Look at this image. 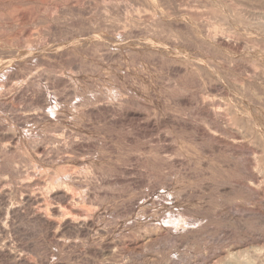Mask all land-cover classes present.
<instances>
[{"label": "rangeland", "instance_id": "obj_1", "mask_svg": "<svg viewBox=\"0 0 264 264\" xmlns=\"http://www.w3.org/2000/svg\"><path fill=\"white\" fill-rule=\"evenodd\" d=\"M11 1L12 0H0V6L2 7H0V12L2 11L8 13L10 11L8 15L11 14V12L13 13L14 11L13 6H11ZM166 1H168L170 4ZM192 1L195 3H192ZM213 1L215 2L213 3ZM226 1L227 0H21L22 3L20 8V15H22L21 17L19 16V20H17V22H19V25H17L18 27L16 25H12V22L15 21L16 16L14 14L9 15L12 18L14 16V18H9V21L7 19L5 21L6 26L4 25L5 23H2L5 19H0V22L3 24L0 25L2 27L4 26V31H2V27H0V101L2 102H0V146L2 145L1 147L3 148L5 144H10L9 137L11 136V134L16 135H14V140L15 142L17 141L15 144L14 140H11L12 144L14 142V148L16 149L14 152H10L14 149L12 147L13 145L10 144L8 147L11 148L8 149L7 147L8 156H6V150L4 148V153L1 152L2 148L0 147V176L4 175L5 177L11 178V176L16 177L14 175L17 174L26 173V171L30 170L29 168L30 166H32V163L36 164V166H39V164L42 162L45 167L55 169L56 167L61 168L59 167V165H76L81 159L79 157H84L85 159L87 158V160L91 161V163H94L91 164L89 162L87 164L88 169H90L88 170V174L90 173L91 175H89L92 178L90 179V176L88 175L90 181L89 179L87 181V190L90 187L88 193L91 195V198L93 197L91 200L93 201L94 199L93 202L96 201L98 206L100 205V208L98 209L97 207L98 210H95L91 213L94 216L92 215L93 217H90L94 220L93 222L96 228L94 227V230L84 235V238H82V236L81 239L79 238L80 240L77 238L76 244H78L79 247L75 244L73 248L72 246L67 248L69 250H59L57 249L58 247L53 245L52 241L49 242L50 240L48 241L46 237H43V233L39 234L41 233V230L39 229L40 231H38L37 225L35 226V224L29 222L26 217H22L23 220L20 218L16 219L18 222L20 221V223H17L16 221V224L22 226V228L24 227L26 231L25 234L21 233L20 235V238L22 236V243L24 242L23 244H25V241H27L29 244H37V242L43 243L44 240L45 242H49H44L45 244H39V246H42L41 248L45 252V254L43 255V260L45 261L42 264H215L220 260L226 261L228 258L234 256L232 254L238 255L237 252L239 251V254H241L242 250L248 247L241 245L242 243L236 242L237 240H235V238H237L236 236H238L237 234H239V231H237V228L233 229V225H230L231 221L229 222V219L227 217L226 218L228 220L221 215H215L217 211L225 209L227 206L225 210H232L233 212L234 209L233 213L235 214L233 215V213L231 212V216L233 215L239 219H241L242 217V220L244 218V221H247V223H251L252 220V216H249L248 219V215L247 213H245L246 211L242 213H240L241 211L236 212V207H234L235 203L233 202V200L235 202L237 201L236 205L239 204V202L241 201L240 198H236L238 197L237 195L235 196L231 191L228 190H221V185H229L228 177L231 176L232 173H229L227 171L228 168H225L226 166L224 162H227L228 158L231 157L232 154L228 153V147H223V149L226 148L227 151H225V149L223 150L221 148V146L223 145H219V142L216 144L215 137L209 135V138L207 133L204 131V126L209 127L210 125L211 128L215 129L214 131L216 133L219 132L218 134H220L223 128L221 134L222 136L224 135L227 138H232V133L236 134L237 132H241V135L249 134L250 136H247L248 138L246 139V141H248L250 147L256 150L254 155L264 157V147H260L264 146V108L257 106V102L259 100L264 99V93L261 94L262 92H264V60L263 58L258 56L259 52L264 51V28H262L264 27V5H260L258 2L255 1L247 2L245 4H243L242 2L234 4V1L232 0H230L231 2ZM156 2H158V4ZM201 2L204 3V5ZM153 3H155L156 5H154ZM196 3L198 4V9L201 8V11H203V13L207 15V17L204 15L206 18L205 22H202L201 20V18L204 20V16L200 17L201 21H197V19L199 18H194L192 16L190 18H184L183 16H179L181 15L179 14L180 9H183V7L185 9H190L191 5V8L197 7ZM207 4H209L211 7ZM254 4L255 6H253ZM179 5L182 7H180ZM187 5H190L189 8ZM235 5L238 7H236ZM203 6L204 8H202ZM233 6H235V8H233ZM163 7L165 8V10ZM179 7L180 9H178ZM207 7H209L210 9H207ZM153 8L156 10L154 11ZM174 9L177 11V14H174L175 12H172L175 11ZM163 11H168L167 13L170 14V16L167 17L168 14H163ZM159 12L162 14H160ZM171 12L174 14V16ZM205 12L208 13L206 14ZM150 13L152 14L150 15ZM148 14L151 17H147ZM156 14L158 15V17ZM176 18L179 19V21L177 20L178 22H174ZM218 18L220 20H218ZM151 20L152 22H150ZM7 22H10L11 24H8ZM156 22L158 23L155 24ZM151 23L152 26L150 25ZM180 23L181 26H184L185 29L183 27H180ZM182 23H184V25H182ZM198 23H201L202 25H198ZM11 25L12 27H10ZM147 25L151 27H148V29L146 30L145 28L147 27L145 26ZM209 25L211 26L212 30L216 28L218 29L217 32L220 31L221 33L223 31L222 33L233 37L232 39L238 40L240 43H242L243 41L242 45H246V48L243 47V49L239 48L240 51H234V49H227L226 47L222 46H211V48L217 49L212 50L209 45L204 44V42L201 43L202 40L200 41L199 38L204 32L202 31L205 29L204 27L210 28ZM133 26L137 27L135 28ZM186 28L189 30H186ZM190 28H192V30ZM198 28H200V30L202 28L204 29L200 31ZM190 30L192 31L193 35L191 34ZM110 32L113 33V36ZM196 32L199 34H196ZM235 32H237V34ZM139 33L142 34L140 35ZM194 33L196 35H194ZM234 33L236 35L232 36V34L234 35ZM197 35L199 36L197 37ZM11 36L14 38H12ZM239 36L240 38H238ZM116 37L118 38L116 39ZM132 37L134 38L132 39ZM143 37L146 39L144 40ZM193 38L199 39H196V41ZM256 40L257 42L255 43ZM244 43L246 44L244 45ZM260 43L263 46L259 45ZM148 44H151L152 46ZM250 44L251 46H249ZM152 47L155 48L153 49ZM15 48H20V50L25 48L26 51L28 49L29 52H25L24 50L25 53L22 52L23 55L17 54L16 56L14 55L16 54V52L14 53ZM156 57L159 58L157 59ZM1 60L4 62H1ZM194 60H196L197 62H194ZM1 64L3 66H1ZM198 65L200 67H198ZM33 69L36 71H33ZM30 70L33 71L34 76L31 75L32 77H30L29 75V73L32 72ZM21 74L28 75L29 79L26 76L25 81L22 82V80L24 79L19 78V75ZM259 74L263 75L257 76ZM38 75L39 77H37ZM207 75H209L210 78ZM10 76L12 78L18 77L20 80H18V78L12 79ZM251 77L254 80H249ZM11 80L13 83L10 82ZM247 80H249L250 83H248L249 81ZM257 81L259 82L257 83ZM14 82L16 85L14 84ZM251 82L253 83V85H255L254 87L253 85L251 86ZM10 84H12V86H10ZM48 84H50V86ZM7 85L10 90L6 88ZM257 87L260 88L257 89ZM261 89L262 92L260 91ZM42 90H44L45 92H43ZM204 92H206L205 94L212 93L211 95L220 94L225 100V102L231 105L230 108L234 111L233 115H235L237 118L236 124H234L233 127H230L231 130L229 127H226L225 123H223L221 120L216 118L215 121V117L213 118L209 110H205L208 108L204 107V109L203 107H201V100L198 99L200 98L199 95L204 94ZM225 95H229V97L227 98ZM44 99H47L48 102H45ZM252 101L253 103L256 102V104H253ZM13 102L14 104L12 105ZM86 102L89 103L87 104ZM234 102L238 103L239 105L235 104ZM241 105L244 108L246 107L249 109L251 113V117L249 118H251L252 120L250 119L247 122H243L240 113V110L242 109ZM36 106L37 108H35ZM234 106H238L237 109H235L236 107ZM192 107H194V110ZM25 109H29L30 111L27 110V112H25ZM31 111L36 113L38 111L40 115L38 113L37 115L41 117H37L42 119L37 120L36 118H25V114H28V112L31 113ZM45 112L47 113L44 115L43 113ZM50 112L52 113V115ZM180 112L181 114H179ZM15 115H17V117ZM49 115H51L52 117H48ZM170 115H172V117ZM54 117L56 119H54ZM209 117L211 118L209 119ZM22 118L24 121L22 120ZM239 120L241 122H239ZM217 126L218 128H216ZM220 126H224L226 128H221ZM219 128L221 129V131H217ZM228 128L230 131L229 133H226L228 132ZM56 129H61V131L65 129V132H67V134L65 133L66 135H64L63 138L59 141H52L47 138L48 136L45 137L46 135H49L48 131H51V133H53L52 130L56 131ZM180 129L182 131H180ZM202 130L204 132H202ZM230 132L231 135H229ZM235 134L233 136H235ZM211 137L214 138V142L213 140H211ZM179 138L180 140H183L179 142ZM185 139L189 140L187 141L189 143L184 142ZM191 141L195 143L192 144L190 143ZM36 142L37 144H43L44 148L46 147V150H44L45 153L43 155L40 154L39 156H43V159L41 158V162H39V154L35 153L36 149H34V146H36ZM181 143H183V145ZM186 143L188 146L186 145ZM161 144H164V146ZM171 144H173L174 146ZM207 144L209 145V147ZM179 145L181 147H179ZM184 145L189 148H187L188 150L193 151L191 152V155L190 153H188L189 155H186L189 151L185 150L186 146ZM191 145L194 148H192ZM213 145H215L217 148H215V146ZM207 147L209 148L207 149L209 155L205 154ZM155 148L159 149V151ZM173 148L177 151H175ZM164 149L166 152L164 151ZM219 149L221 154L219 153ZM201 150L203 151L201 152ZM210 150H213L212 153L214 155L210 154ZM178 151V154H180L181 156L177 154ZM174 152L176 157L178 155V157L182 159L183 157L192 156L196 160L198 159V156L200 159H202L203 157L210 156L208 159L210 165L213 164L215 165L214 167L217 168L212 169L214 168L213 165H211L210 168L198 165L199 159L196 160V165L193 159L194 163L192 160H189V162L191 161V163L190 165H187L190 169L185 170L186 167H184L185 169H183L184 165H181L182 167L178 169V165L180 166V164L179 162H177V164L174 165L173 169L176 174L175 176H173L172 179L175 184L179 183V185H182V183L184 182V186L188 184L190 186L195 187L199 182H202V176L208 178L210 176L211 178V173L213 171L219 170V167L221 171L223 170L222 172L219 170L220 177H217L218 173L216 171L213 172L217 173L213 175L219 181L215 179L217 181L216 185L215 180H213V185L212 187L210 186L211 189L209 187V192L207 189V192L204 191L206 193H199L198 196L196 195V197L193 196L194 199L191 196L187 200L179 202L180 204H178V206L184 209H189L190 205L191 210L193 209L194 211H196L197 209L198 211L199 209V212H201L202 214L197 211L196 212L199 214V216H205L206 220L204 221L205 224L203 230L201 231L202 233L197 235V238H195V236H192L193 238H190L189 236L187 237L188 239H186L187 241L176 240V242L174 238H160L161 236H159L158 233H156L157 231L153 229V225L155 222L158 221V218L162 219L164 216L163 213H161V211L163 210L161 209L162 204L158 203L159 201L157 203H152L153 201L151 200V197L149 195L146 196L151 190L149 188L153 186L152 182L154 181L157 183L158 181H160V179L157 180V178L151 176V170H156L155 168H157L161 164V162L159 161H162L163 154L164 157H168L169 153H171L169 157H174ZM217 152L219 155L217 154ZM257 152L258 154H256ZM259 152L261 153L259 154ZM193 153L194 155H192ZM149 154L151 155L148 156ZM165 154H167L168 156ZM195 154H197V157L195 156ZM225 156L228 157L226 160H224ZM44 157L46 159H44ZM50 157L54 158L52 159ZM63 157H70L68 159V163H66L67 161L64 162ZM148 157L150 159H154L156 157L155 159L157 160H150ZM214 157L217 159V161L216 159L213 160ZM218 157L221 158L218 159ZM31 159L32 161H30ZM62 159L63 162L61 161ZM92 159L95 162H93ZM138 160L140 161V163H138ZM175 160L176 159H174L172 162L175 163ZM143 161L144 164L142 163ZM150 161L153 162L151 163ZM26 162L29 163H27V166L25 164ZM110 162H112V164ZM155 162L160 164H156ZM153 163L154 165H152ZM138 164H140V166L143 165V167H139ZM193 164L194 166H191ZM12 165H14L15 167ZM193 167H195L197 171ZM149 168L152 169L149 170ZM146 169L149 171L147 172ZM192 169L196 171L195 176H197V174L200 172V170L198 169H204L205 173H207L208 171L209 172L207 173V175L205 173H203L204 175L200 173L198 174L199 176L197 178L194 177V179L193 177H190V174L188 173V171L190 173L193 172ZM20 170L21 173H17L20 172ZM230 171L232 172V170ZM179 172H184V174H179ZM185 172L187 175H189L187 176ZM177 173L178 176H186L184 178H182V176L178 178ZM213 175L212 179H214ZM142 177H144L145 180L144 178L142 179ZM152 177H154V180H149ZM188 177L190 178L188 179ZM222 177L224 180H222ZM186 178L190 182L187 181ZM210 178L207 181H210ZM179 179L182 180H180L179 182ZM220 180L222 181V183ZM173 181L172 183L174 184ZM185 181L187 182L185 183ZM211 182L212 181H210V183ZM88 183H90V186H88ZM194 183L195 185H193ZM214 185L216 186L213 187ZM148 189L149 191H147ZM141 192H143V194ZM210 193L213 195H211ZM200 195H204L202 196L203 198L200 197V199ZM206 195L209 196L207 197ZM227 196L229 199L227 198ZM144 197L150 198L146 199L145 201ZM139 198H141L142 200H140ZM219 199L223 201H220ZM218 201L224 206H221V204H219V206ZM186 203H188L189 205H186ZM131 205L134 206L136 210L131 207ZM248 205L249 204H247V206ZM218 207H222V209ZM207 209L209 211H207ZM24 220L27 221L25 222ZM24 222H29L31 225L33 224L32 227H30L31 229L27 230L29 226H23L25 224ZM34 227L37 228V233L35 232L36 230ZM99 227H101L100 231H103L104 233V236L102 235V237L101 232L98 233ZM95 229H97L98 231ZM144 229L147 230L146 232H150L144 233ZM234 230H236L235 232L237 234H235ZM25 231L23 230V232ZM92 232L98 233L100 237L96 233L92 234ZM95 234L97 235V237L95 236L96 238L93 237ZM238 237L240 238V236ZM108 244L112 245V249H110L112 253L106 250L105 248ZM45 248L49 249V251ZM50 251H52V253H50ZM46 253H49L47 254L48 256L46 255ZM47 257L48 259L46 260L45 258ZM0 264L6 263L0 261Z\"/></svg>", "mask_w": 264, "mask_h": 264}, {"label": "bare ground", "instance_id": "obj_2", "mask_svg": "<svg viewBox=\"0 0 264 264\" xmlns=\"http://www.w3.org/2000/svg\"><path fill=\"white\" fill-rule=\"evenodd\" d=\"M156 1V0H155ZM161 1V0H160ZM170 1H172V0H170ZM212 1V0H211ZM219 1V0H218ZM225 1V0H224ZM228 2L230 1V0H227ZM226 1V2H227ZM232 1H234L233 3L235 4V3H239V2H242L243 4H245V3H247V2H258L260 5L262 4V5H264V0H232ZM138 2V1H137ZM143 2V1H142ZM166 2H168V1H166ZM165 2V3H166ZM197 2V1H196ZM205 2V1H204ZM215 1H213V3H214ZM221 2V1H220ZM231 2V1H230ZM3 3V2H2ZM9 3H10V1H9ZM21 0H12L11 1V6H13V13L11 12V14H14V15H16L15 16V21L14 22H12V21H10V22H12L13 24V26L14 25H19L18 23L19 22H17V20H19V16L21 17V15H20V8H21ZM139 3V2H138ZM147 3H149V2H147ZM157 4H158V2H156ZM169 3V2H168ZM186 3V2H185ZM190 3V2H189ZM192 3H195V2H193L192 1ZM198 3H199V1H198ZM202 3V2H201ZM206 3H208V2H206ZM222 3V2H221ZM257 3V4H258ZM154 5H156L155 3H153ZM170 4V3H169ZM174 4V3H173ZM182 4V3H181ZM197 4V3H196ZM203 5H204V3H202ZM201 4V5H202ZM220 4V3H219ZM251 4V3H250ZM250 4H246V5H250ZM5 5H6V3H5ZM138 5V4H137ZM140 5V4H139ZM143 5V4H142ZM175 5V4H174ZM186 5V4H185ZM200 5V6H201ZM206 5V4H205ZM208 6H210L209 4H207ZM223 5V4H222ZM141 6V5H140ZM146 6V5H145ZM161 6V5H160ZM180 6V5H179ZM183 6H184V4H183ZM188 6V5H187ZM190 6V5H189ZM189 6H188V8H189ZM197 7H193V8H191L192 7V5L190 6V9H185L184 7H183V9H180V7H182V6H180L178 9H180L179 10V14H181V15H179V16H183L184 18H186V17H188V18H190L191 16L192 17H194V18H199V19H197V21L199 20V21H201L202 20V22L204 21L205 22V16L207 17V15H205L204 13H203V11H201V8L200 9H198V4L196 5ZM232 6V5H231ZM236 6V5H235ZM235 6H233V8H235ZM252 6V5H251ZM253 6H255V4L253 5ZM1 7V6H0ZM148 7V6H147ZM152 7H153V5H152ZM157 7V6H156ZM156 7H154V8H156ZM159 7V6H158ZM164 7H166V6H164ZM163 7V8H164ZM178 7V6H177ZM177 7H176V9H177ZM211 7V6H210ZM213 7V6H212ZM216 7V6H215ZM219 7V6H218ZM224 7V6H223ZM236 7H238V6H236ZM2 8V7H1ZM23 8V7H22ZM153 8V9H154ZM175 8V7H174ZM202 8H204V6L202 7ZM209 7H207V9H208ZM257 8H258V6H257ZM262 8H263V6H262ZM139 9V8H138ZM162 9V8H161ZM210 9V8H209ZM223 9V8H222ZM232 9V8H231ZM150 10V9H149ZM156 9H154V11H155ZM160 10V9H159ZM163 10V9H162ZM164 10H165V8H164ZM175 10V9H174ZM204 10V9H203ZM206 10V9H205ZM221 10V9H220ZM236 10V9H235ZM4 11H6V10H4ZM23 11V10H22ZM142 11V10H141ZM144 11V10H143ZM158 11V10H157ZM216 11H218V10H216ZM243 11V10H242ZM140 12V11H139ZM168 12V11H167ZM166 11H163V14L165 13V14H168ZM172 12H175L174 14H177L176 12V10L175 11H172ZM171 12V13H172ZM210 12V11H209ZM220 12V11H219ZM8 13H10V11L8 12ZM8 13H6V12H0V19H5V20H3L4 22H2L3 24L5 23V21L8 19V21L10 20V19H13L14 18V16H13V18L12 17H10L9 15H11V14H9L8 15ZM146 13H148V12H146ZM160 13V12H159ZM206 13V12H205ZM208 13V12H207ZM206 13V14H207ZM221 13V12H220ZM219 13V14H220ZM240 13V12H239ZM238 13V14H239ZM152 13H150V15H151ZM160 14H162V13H160ZM173 14V13H172ZM174 14H173V16H174ZM233 14V13H232ZM242 14H244V13H242ZM157 15V14H156ZM205 15V16H204ZM216 15V14H215ZM231 15V14H230ZM17 16H18V18H17ZM146 16V15H145ZM149 16V14L147 15V17ZM170 16V14H168V16L167 17H169ZM202 16H204V20L201 18V20H200V17H202ZM212 16V15H211ZM218 16V15H217ZM149 17H151V16H149ZM153 17H155V16H153ZM157 17H158V15H157ZM214 17V16H213ZM10 18V19H9ZM137 18V17H136ZM139 18V17H138ZM145 18V17H144ZM171 18V17H170ZM156 19V18H155ZM159 19V18H158ZM182 19V18H181ZM211 19H212V17H211ZM224 19V18H223ZM226 19V18H225ZM237 19V18H236ZM248 19V18H247ZM22 20V19H21ZM137 20V19H136ZM148 20V19H147ZM163 20V19H162ZM174 20V19H173ZM179 21V19H175V21L174 22H176V21ZM218 20H220L219 18H218ZM1 21V20H0ZM139 21V20H138ZM155 21V20H154ZM169 21V20H168ZM177 21V22H178ZM250 21V20H249ZM10 22H7L8 24L10 23ZM119 22V21H118ZM143 22V21H142ZM147 22V21H146ZM150 22H152V20L150 21ZM159 22V21H158ZM158 22H156L155 24H157ZM237 22V21H236ZM1 22H0V24L1 25H3ZM123 23V22H122ZM127 23V22H126ZM141 23V22H140ZM226 23V22H225ZM7 24V25H8ZM11 24V23H10ZM111 24V23H110ZM109 24V25H110ZM113 24V23H112ZM130 24H131V22H130ZM146 24V23H145ZM154 24V25H155ZM176 24V23H175ZM187 24V23H186ZM199 24H201V23H198V25ZM206 24V23H205ZM210 24V23H209ZM224 24V23H223ZM0 25V27H2ZM5 26H6V23L4 24ZM12 25L10 26V27H12ZM125 25V24H124ZM123 25V26H124ZM141 25V24H140ZM151 26H152V23L150 24ZM153 25V26H154ZM159 25V24H158ZM182 25H184V23H182ZM202 25V24H201ZM204 25V24H203ZM207 25V24H206ZM258 25V24H257ZM9 26V25H8ZM7 26V27H8ZM111 26V25H110ZM116 26V25H115ZM123 26H122V28H123ZM126 26V25H125ZM128 26V25H127ZM151 26H145V27H147V28H145L146 30L148 29V27H151ZM166 26V25H165ZM171 26H172V24H171ZM187 26V25H186ZM189 26H190V24H189ZM193 26V25H192ZM208 26V25H207ZM210 26V25H209ZM229 26V25H228ZM4 27V26H3ZM2 27V31H4L3 28ZM18 27V26H17ZM108 27V26H107ZM130 27H131V25H130ZM133 27H135V26H133ZM137 27V26H136ZM135 27V28H136ZM140 27V26H139ZM138 27V28H139ZM156 27V26H155ZM154 27V28H155ZM178 27H179V25H178ZM180 27H183L184 28V26H181V23H180ZM199 27V26H198ZM203 27V26H202ZM214 27V26H213ZM126 28V27H125ZM134 28V29H135ZM159 28V27H158ZM167 28V27H166ZM182 28V29H183ZM189 28V27H188ZM205 28V29H204ZM204 28H202V29H204V30H202V31H204L203 32V34H201V36L199 37L200 38V41L202 40V42L201 43H203L204 42V44H206V45H209L210 46V48H211V46L212 47H215V46H218V47H220V46H222V47H226L227 49L228 48H230V49H234V51L236 50H239V48H242L243 49V47L244 48H246V43H244V45L245 46H243L242 44H243V41H242V43H240L238 40H235V39H232L233 37H230L229 35H227V34H225V33H220V31L219 32H217V30L218 29H216V28H214V30H212V28H211V26H210V28H206V27H204ZM262 28H264V27H262ZM150 29V28H149ZM152 29V28H151ZM165 29V28H164ZM169 29V28H168ZM185 29V28H184ZM183 29V30H184ZM191 30H192V28H190ZM195 29V28H194ZM193 29V30H194ZM199 30H200V28H198ZM216 29V30H215ZM231 29H233V28H231ZM230 29V30H231ZM112 30V29H111ZM118 30V29H117ZM141 30V29H140ZM144 30V29H143ZM166 30V29H165ZM186 30H189V29H187L186 28ZM190 30V31H191ZM200 30V31H201ZM229 30V31H230ZM113 31V30H112ZM129 31V30H128ZM133 31V30H132ZM149 31V30H148ZM151 31V30H150ZM153 31V30H152ZM197 31V30H196ZM199 31V32H200ZM228 31V32H229ZM262 31V30H261ZM118 32V31H117ZM126 32V31H125ZM189 32V31H188ZM198 32V31H197ZM196 32V34H199V33H197ZM226 32H227V30H226ZM240 32V31H239ZM264 32V31H263ZM111 33V32H110ZM127 33V32H126ZM231 33V32H230ZM236 34H237V32H235ZM234 33V35L232 34V36H235L236 34ZM1 34V33H0ZM112 34V36H113V33H111ZM130 34V33H129ZM128 34V35H129ZM135 34V33H134ZM140 35L142 34V33H139ZM144 34V33H143ZM149 34V33H148ZM154 34V33H153ZM169 34V33H168ZM191 34H192V31H191ZM195 33H194V35H196ZM248 34V33H247ZM120 35H121V33H120ZM158 35H159V31H158ZM172 35V34H171ZM193 35V34H192ZM112 36H111V38H112ZM119 36V35H118ZM138 36V35H137ZM154 36H156V35H154ZM169 36V35H168ZM199 35H197V37H198ZM251 36V35H250ZM12 37V36H11ZM115 37V36H114ZM120 37V36H119ZM129 37V36H128ZM175 37H177V36H175ZM195 37V36H194ZM9 38V37H8ZM12 38H14V37H12ZM11 38V39H12ZM118 37H116V39H117ZM134 37H132V39H133ZM141 38V37H140ZM144 38V37H143ZM199 38H196V39H199ZM238 38H240V36L238 37ZM259 38V37H258ZM128 39V38H127ZM146 38H144V40H145ZM153 39V38H152ZM193 39H195V38H193ZM195 39V40H196ZM236 39H237V37H236ZM6 40V39H5ZM14 40V39H13ZM130 40V39H129ZM177 40V39H176ZM3 41V40H2ZM17 41V40H16ZM139 41V40H138ZM179 41V40H178ZM197 41V40H196ZM252 41V40H251ZM5 42V41H4ZM10 42V41H9ZM15 42V41H14ZM115 42V41H114ZM118 42V41H117ZM119 42H120V40H119ZM123 42H124V39H123ZM257 42V40L255 41V43ZM152 43V42H151ZM200 43V42H199ZM250 43V42H249ZM7 44H9V43H7ZM124 44V43H123ZM131 44V43H130ZM154 44V43H153ZM6 45V44H5ZM116 45V44H115ZM140 45V44H139ZM148 45H151V44H148ZM259 45H262L261 43L259 44ZM7 46V45H6ZM17 46V45H16ZM35 46V45H34ZM39 46V45H38ZM120 46V45H119ZM136 46V45H135ZM152 46V45H151ZM153 46H155V45H153ZM174 46V45H173ZM208 46V47H209ZM249 46H251V44L249 45ZM252 46H253V44H252ZM263 46V45H262ZM18 47V46H17ZM33 47V46H32ZM129 47V46H128ZM137 47V46H136ZM139 47V46H138ZM163 47V46H162ZM171 47V46H170ZM179 47V46H178ZM0 48H1V45H0ZM4 48V47H3ZM21 48V47H20ZM20 48L18 49V48H15L14 49V53L16 52V54H14V55H16L17 56V54H19V55H23V53L22 52H24V50H25V52H29V50L27 49V51H26V49L24 48V49H21L20 50ZM120 48V47H119ZM122 48H123V46H122ZM130 48V47H129ZM147 48H149V47H147ZM151 48V47H150ZM153 48V47H152ZM155 48V47H154ZM153 48V49H154ZM177 48V47H176ZM225 48V49H226ZM249 48V47H248ZM9 49V48H8ZM13 49V48H12ZM32 49V48H31ZM35 49V48H34ZM40 49V48H39ZM131 49V48H130ZM158 49V48H157ZM212 50H215L216 48H211ZM1 50V49H0ZM33 50V49H32ZM144 50V49H143ZM159 50V49H158ZM171 50V49H170ZM217 50V49H216ZM37 51V50H36ZM181 51H182V49H181ZM222 51V50H221ZM240 51V50H239ZM24 52V53H25ZM40 52H42V51H40ZM185 52V51H184ZM8 53V52H7ZM22 53V54H21ZM162 53V52H161ZM170 53V52H169ZM249 53V52H248ZM5 54H6V52H5ZM9 54V53H8ZM27 54H29V53H27ZM147 54V53H146ZM3 55V54H2ZM1 55V56H2ZM173 55V54H172ZM176 55V54H175ZM185 55V54H184ZM13 56V55H12ZM26 56V55H25ZM145 56V55H144ZM162 56V55H161ZM258 56H260L261 58H263V60H264V51H261V52H259L258 53ZM27 57V56H26ZM15 58V57H14ZM23 58V57H22ZM33 58V57H32ZM157 58V57H156ZM159 58V57H158ZM157 58V59H158ZM165 58V57H164ZM1 59V58H0ZM3 59V58H2ZM10 59V58H9ZM26 60V59H25ZM32 60V59H31ZM38 60V59H37ZM160 60H162V59H160ZM159 60V61H160ZM10 61V60H9ZM12 61V60H11ZM33 61V60H32ZM196 60H194V62H195ZM1 62H4V61H2L1 60ZM7 62V61H6ZM28 62V61H27ZM38 62V61H37ZM158 62V61H157ZM197 62V61H196ZM201 62V61H200ZM209 62V61H208ZM8 63V62H7ZM163 63V62H162ZM161 63V64H162ZM188 63V62H187ZM202 63V62H201ZM200 63V64H201ZM14 64H15V62H14ZM24 64V63H23ZM207 64V63H206ZM210 64V63H209ZM20 65H21V63H20ZM25 65V64H24ZM202 65V64H201ZM204 65V64H203ZM211 65V64H210ZM250 65V64H249ZM1 66H3L2 64H1ZM10 66V65H9ZM251 66V65H250ZM33 67V66H32ZM35 67H37V66H35ZM50 67V66H49ZM198 67H200L199 65H198ZM9 68V67H8ZM24 68H25V66H24ZM34 68V67H33ZM172 68V67H171ZM170 68V69H171ZM202 68V67H201ZM204 68V67H203ZM208 68H210V67H208ZM211 68H213V67H211ZM3 69V68H2ZM1 69V70H2ZM30 69H32V68H30ZM36 69V68H35ZM199 69V68H198ZM10 70V69H9ZM37 70V69H36ZM36 70H34L33 69V71H36ZM185 70H186V68H185ZM189 70H190V68H189ZM215 70V69H214ZM30 71H32V70H30ZM33 71L32 72H28L29 73V75H30V77H32L31 75H33ZM177 71V70H176ZM179 71V70H178ZM205 71V70H204ZM18 72V71H17ZM48 72H50V71H48ZM252 72V71H251ZM6 73V72H5ZM8 73V72H7ZM25 73V72H24ZM35 73V72H34ZM201 73V72H200ZM14 74V73H13ZM39 74V73H38ZM41 74V73H40ZM52 74V73H51ZM193 74V73H192ZM196 74V73H195ZM205 74V73H204ZM249 74V73H248ZM258 74V73H257ZM261 74V73H260ZM257 75V76H262V75ZM22 75V74H21ZM21 75H19L20 77L19 78H21V79H24V80H22V82L23 81H25V79H26V76L28 77V79H29V76L28 75H22V77H21ZM49 75V74H48ZM55 75V74H54ZM160 75V74H159ZM216 75V74H215ZM17 76V75H16ZM15 76V77H16ZM34 76V75H33ZM61 76V75H60ZM194 76H196V75H194ZM203 76V75H202ZM208 77H209V75H207ZM218 76V75H217ZM220 76V75H219ZM233 76H235V75H233ZM11 77V76H10ZM37 77H39V75L37 76ZM43 77V76H42ZM55 77V76H54ZM9 78V77H8ZM12 78V77H11ZM18 78V77H17ZM17 78H12V79H17ZM18 78V80H20ZM50 78V77H49ZM56 78V77H55ZM59 78V77H58ZM167 78V77H166ZM210 78V77H209ZM218 78V77H217ZM220 78V77H219ZM234 78V77H233ZM257 78V77H256ZM260 78V77H259ZM62 79V78H61ZM168 79V78H167ZM192 79V78H191ZM206 79V78H205ZM249 79V78H248ZM252 79V77L249 79V80H251ZM262 79V78H261ZM260 79V80H261ZM264 79V78H263ZM4 80H5V78H4ZM8 80V79H7ZM6 80V81H7ZM52 80H53V78H52ZM59 80V79H58ZM236 80V79H235ZM249 80H247V81H249ZM252 80H254V79H252ZM259 80V79H258ZM16 81V80H15ZM42 81V80H41ZM45 81V80H44ZM55 81H56V79H55ZM64 81V80H63ZM66 81V80H65ZM241 81V80H240ZM263 81V80H262ZM10 82H12V80L10 81ZM18 82V81H17ZM16 82V83H17ZM21 82V81H20ZM53 82V81H52ZM67 82V81H66ZM167 82V81H166ZM188 82V81H187ZM186 82V83H187ZM208 82H209V80H208ZM255 82V81H254ZM259 81H257V83H258ZM264 82V81H263ZM7 83V82H6ZM13 83V82H12ZM163 83H165V82H163ZM184 83V82H183ZM182 83V84H183ZM196 83V82H195ZM199 83V82H198ZM248 83H250V81L248 82ZM252 83V82H251ZM4 84V83H3ZM14 84H15V82H14ZM23 84V83H22ZM57 84V83H56ZM66 84V83H65ZM70 84V83H69ZM168 84H170V83H168ZM167 84V85H168ZM194 84V83H193ZM256 84V83H255ZM260 84V83H259ZM261 84H262V82H261ZM9 85V84H8ZM8 85H7V89H9L8 88ZM16 85V84H15ZM20 85V84H19ZM29 85V84H28ZM49 86H50V84H48ZM72 85V84H71ZM165 85V84H164ZM172 85H174V84H172ZM198 85H200V84H198ZM197 85V86H198ZM253 85V83L251 84V86ZM10 86H12V84H10ZM14 86V85H13ZM64 86V85H63ZM66 86V85H65ZM74 86V85H73ZM188 86V85H187ZM255 85H253V87H254ZM2 87H3V85H2ZM27 87V86H26ZM25 87V88H26ZM41 87V86H40ZM70 87V86H69ZM174 87H176V86H174ZM181 87H183V86H181ZM192 87V86H191ZM15 88V87H14ZM169 88V87H168ZM180 88V87H179ZM196 88V87H195ZM228 88V87H227ZM242 88V87H241ZM260 88V87H259ZM258 87H257V89H259ZM262 88V87H261ZM1 89V88H0ZM12 89V88H11ZM73 89H75V88H73ZM200 89V88H199ZM230 89V88H229ZM254 89V88H253ZM256 89V90H257ZM10 90V89H9ZM15 90V89H14ZM244 90V89H243ZM255 90V89H254ZM4 91V90H3ZM43 92H45L44 90H42ZM118 91V90H117ZM175 91H176V89H175ZM174 91V92H175ZM182 91H183V89H182ZM261 92H262V89L260 90ZM226 92H228V91H226ZM241 92V91H240ZM18 93V92H17ZM115 93V92H114ZM206 92H204V94H205ZM219 93V92H218ZM256 93V92H255ZM264 92H262L261 94H263ZM47 94V93H46ZM179 94V93H178ZM182 94V93H181ZM187 94V93H186ZM196 94H198V93H196ZM202 94V95H199L200 96V98L198 99V100H201L200 102H201V104H202V106L201 107H205V108H208V109H205V110H209V112L212 114V116H213V118L215 117V121H216V118L217 119H219V120H221L223 123H225V125H226V127H233L234 126V124H236V122H237V118H236V116L235 115H233V110L230 108L231 107V105L229 104V103H227V102H225V100L223 99V97L220 95V94H214V95H211V94ZM226 94V93H225ZM234 94V93H233ZM244 94V93H243ZM2 95V94H1ZM14 95V94H13ZM41 95V94H40ZM39 95V96H40ZM45 95V94H44ZM53 95V94H52ZM185 95V94H184ZM191 95H192V93H191ZM190 95V96H191ZM8 96V95H7ZM48 96H49V94H48ZM174 96V95H173ZM177 96V95H176ZM175 96V97H176ZM189 96V95H188ZM224 96V95H223ZM226 96V95H225ZM250 96V95H249ZM45 97V96H44ZM47 97V96H46ZM170 97V96H169ZM180 97H181V95H180ZM179 97V98H180ZM193 97V96H192ZM197 97V96H196ZM227 98L229 97V95L228 96H226ZM3 98V97H2ZM9 98V97H8ZM50 98V97H49ZM49 98H48V100H49ZM227 98H225V99H227ZM240 98V97H239ZM52 99V98H51ZM81 99H83V98H81ZM87 99V98H86ZM96 99V98H95ZM94 99V100H95ZM123 99V98H122ZM261 99V98H260ZM263 99V98H262ZM5 100V99H4ZM9 100V99H8ZM45 100V99H44ZM97 100H99V99H97ZM103 100V99H102ZM176 100V99H175ZM186 100V99H185ZM240 100V99H239ZM252 100V99H251ZM47 101V99L45 100V102ZM123 101V100H122ZM227 101V100H226ZM238 101V100H237ZM257 101V100H256ZM1 102V101H0ZM36 102V101H35ZM42 102V101H41ZM48 102V101H47ZM99 102V101H98ZM169 102V101H168ZM172 102V101H171ZM192 102V101H191ZM199 102V103H200ZM231 102V101H230ZM2 103V102H1ZM87 103V102H86ZM89 103V102H88ZM87 103V104H88ZM235 104H238V103H236V102H234ZM247 103V102H246ZM252 103H253V101H252ZM14 104V102L12 103V105ZM39 104V103H38ZM46 104V103H45ZM118 104V103H117ZM177 104V103H176ZM245 104V103H244ZM253 104H256V102H254ZM30 105V104H29ZM28 105V106H29ZM98 105V104H97ZM105 105V104H104ZM193 105V104H192ZM230 105V106H229ZM239 105V104H238ZM249 105V104H248ZM6 106H8V105H6ZM26 106V105H25ZM109 106H111V105H109ZM114 106V105H113ZM169 106H170V104H169ZM242 106V105H241ZM257 106H260V107H262V108H264V99L263 100H259L258 102H257ZM16 107V106H15ZM47 107V106H46ZM76 107V106H75ZM88 107V106H87ZM185 107V106H184ZM187 107V106H186ZM234 107H236V106H234ZM238 107V106H237ZM237 107L235 108V109H237ZM13 108V107H12ZM35 108H37V106L35 107ZM183 108V107H182ZM190 108V107H189ZM193 108V110H194V107H192ZM240 108V107H239ZM242 109L240 110V113H241V119L243 120V122H247V121H249L251 118H249V117H251L250 115H251V113H250V111H249V109L248 108H244L243 106L241 107ZM249 108H250V106H249ZM9 109V108H8ZM41 109V108H40ZM45 109V108H44ZM151 109V108H150ZM197 109V108H196ZM199 109H201V108H199ZM10 110V109H9ZM27 110H29V109H25V112H27ZM152 110V109H151ZM182 110V109H181ZM192 110V111H193ZM30 111V110H29ZM46 111V110H45ZM50 111V110H49ZM153 111V110H152ZM191 111V110H190ZM196 111V110H195ZM201 111V110H200ZM203 111V110H202ZM237 111V110H236ZM252 111V110H251ZM17 112V111H16ZM43 112V111H42ZM52 112V111H51ZM50 112V113H51ZM155 112V111H154ZM199 112V111H198ZM208 112V111H207ZM206 112V113H207ZM15 113V112H14ZM37 113H38V111H37ZM37 113L36 112H32L31 111V113H29L28 112V114H25V118H32V119H40L39 117H41V116H39L40 115V113H38L39 115H37ZM47 112H45V113H43L44 115L46 114ZM49 113V112H48ZM175 113V112H174ZM184 113V112H183ZM201 113V112H200ZM239 113V112H238ZM239 113V114H240ZM22 114V113H21ZM59 114V113H58ZM179 114H181V112L179 113ZM51 115H52V113H51ZM51 115H49L48 117H52ZM16 117H17V115H15ZM20 116V115H19ZM21 116H24V115H21ZM37 116H39V117H37ZM61 116V115H60ZM171 117H172V115H170ZM208 116V115H207ZM56 117V116H55ZM54 117V119H56ZM154 117V116H153ZM204 117V116H203ZM24 118V117H23ZM23 118H22V120H23ZM170 118V117H169ZM211 117H209V119H210ZM20 119H21V117H20ZM42 119V118H41ZM40 119V120H41ZM47 119V118H46ZM161 119V118H160ZM168 119V118H167ZM21 120V121H22ZM45 120V119H44ZM177 120V119H176ZM205 120V119H204ZM252 120V119H251ZM24 121V120H23ZM31 121V120H30ZM159 121V120H158ZM209 121V120H208ZM254 121V120H253ZM252 121V122H253ZM55 122V121H54ZM160 122V121H159ZM214 122V121H213ZM212 122V123H213ZM239 122H241L240 120H239ZM242 122V123H243ZM194 123V122H193ZM205 123H207V122H205ZM212 123H211V125H212ZM161 124V123H160ZM203 124V123H202ZM217 124H219V123H217ZM221 124V123H220ZM248 124V123H247ZM53 125V124H52ZM51 125V126H52ZM157 126H159V125H157ZM163 126V125H162ZM164 126H166V125H164ZM219 126V125H218ZM218 126L216 127V128H218ZM251 126V125H250ZM250 126H249V128H250ZM210 127V128H209ZM209 127H207V126H204V131L207 133V135H208V137H209V135H211V136H213V137H215L216 138V144L219 142L220 144L219 145H223V146H221V148L223 149V147L225 146L226 148L228 147V150L229 151H231V152H229L228 151V153H231L232 154V156L231 157H226L225 156V159L224 160H226L227 158H228V160H227V162H224V164H225V168H228V172L229 173H232V175L231 176H229L228 177V179H229V185L228 186H226V185H221V183H222V181H221V183H220V185H221V190H223V191H231L235 196L237 195L238 197H236V198H240L241 199V203L239 202V204H237L236 205V202L233 200V202L235 203V205H234V207H236V212H239V211H241L240 213H242V212H244V211H246L245 213H247V215H248V219H249V216H252V220H251V223H247V221H244V218H243V220H242V217H241V219H239V218H237V217H235V216H233L235 213H233L234 212V209H233V212H232V210H225L226 208H227V206H226V203H225V206H226V208L225 209H222V207H218V208H220V209H222V210H219V211H217L216 213H215V215H221V216H223V217H227L228 219H229V222H230V225L232 224L233 225V229L235 228H237V231H239V234H237L235 231L236 230H234V232H235V234H237L238 236H240V238L238 237V236H236L237 238H235V240H237L236 242H239V243H242L241 245H244V246H248V247H246V249H244V250H242V252H241V254H239V252H237L238 253V255H236V254H232V253H230V254H232V255H234V256H232V257H230V258H228L226 261H218V262H216L215 264H264V157H260V156H256V155H254V153H255V151L256 150H254L252 147H250L249 146V144H248V141H246V139L248 138L247 136H250L249 134H247V135H241V132H237L236 134L235 133H232V138L230 137V138H227V137H225L224 135L222 136V131H223V128L222 127H224V126H220L221 128H222V131H221V129L219 130H217V131H221L220 132V134H218V133H216L214 130L215 129H213V128H211V126L209 125ZM226 127H224V128H226ZM237 127V126H236ZM4 128V127H3ZM160 128V127H159ZM158 128V129H159ZM229 128H228V132H226V133H229V131L231 130V128H230V130H229ZM259 128H260V126H259ZM161 129V128H160ZM163 129H165V128H163ZM194 129V128H193ZM198 129V128H197ZM203 129V128H202ZM213 129V130H212ZM252 129V128H251ZM154 130V129H153ZM162 130V129H161ZM192 130V129H191ZM190 130V131H191ZM201 130V129H200ZM233 130H234V128H233ZM250 130V129H249ZM180 131H182L181 129H180ZM203 130H202V132H204ZM251 131V130H250ZM249 131V132H250ZM12 132V131H11ZM10 132V133H11ZM49 132V135H46L45 137H47L48 139H50V140H52V141H59L60 139H62L63 138V136L64 135H66L67 134V132H65V129L64 130H62L61 131V129L60 130H57L56 129V131L55 130H52V132L53 133H51V131H48ZM173 132V131H172ZM200 132V131H199ZM224 132H225V130H224ZM223 132V133H224ZM234 132V131H233ZM236 132V131H235ZM66 133V134H65ZM161 133V132H160ZM181 133H183V132H181ZM187 133V132H186ZM245 133H247V132H245ZM163 134V133H162ZM170 134V133H169ZM203 134V133H202ZM201 134V135H202ZM235 134V136H233ZM15 134H11V136L9 137V139H10V144L11 145H13L12 147L14 148V142H15V136H14ZM45 135V134H44ZM175 135V134H174ZM193 135V134H192ZM198 135V134H197ZM196 135V136H197ZM204 135H206V134H204ZM228 135V134H227ZM229 135H231V132H230V134ZM9 136V135H8ZM154 136V135H153ZM156 136V135H155ZM169 136V135H168ZM181 136V135H180ZM186 136V135H185ZM65 137H67V136H65ZM65 137H64V139H65ZM151 137V136H150ZM182 137V136H181ZM180 137V138H181ZM187 137H189V136H187ZM198 137H201V136H198ZM207 137V138H208ZM70 138V137H69ZM153 138V137H152ZM158 138H160V137H158ZM162 138H164V137H162ZM173 138V137H172ZM180 138H179V142H181V140H183V139H181L180 140ZM183 138V137H182ZM185 138V137H184ZM206 138V137H205ZM210 138V137H209ZM208 138V139H209ZM212 138V137H211ZM250 138V137H249ZM149 139H151V138H149ZM154 139V138H153ZM152 139V140H153ZM156 139V138H155ZM193 139V138H192ZM197 139V138H196ZM208 139H206V140H208ZM214 138H212L211 140H213ZM254 139V138H253ZM252 139V140H253ZM11 140L13 141L14 140V142H13V144L11 143ZM45 140V139H44ZM49 140V141H50ZM151 140V141H152ZM164 140V139H163ZM167 140V139H166ZM166 140H165V142H166ZM186 140V141H185ZM184 140V142H187V141H189V140H187V139H185ZM199 140V139H198ZM49 141H47V142H49ZM63 141V140H62ZM155 141V140H154ZM176 141V140H175ZM258 141V140H257ZM17 142V141H16ZM16 142H15V144H16ZM31 142V141H30ZM157 142V141H156ZM178 142V141H177ZM176 142V143H177ZM213 142H214V140H213ZM259 142V141H258ZM33 143V142H32ZM51 143V142H50ZM61 143V142H60ZM150 143V142H149ZM162 143V142H161ZM168 143V142H167ZM166 143V144H167ZM187 143H189V142H187ZM187 143H186V145H187ZM190 143H192V144H194L192 141L190 142ZM209 143V142H208ZM211 143V142H210ZM250 143V142H249ZM9 144V145H10ZM47 144V143H46ZM155 144V143H154ZM169 144H170V142H169ZM168 144V145H169ZM182 145H183V143H181ZM260 144V143H259ZM8 144L6 145L5 144V146H3V148L6 150V156H8L7 155V147L9 146ZM35 145V144H34ZM50 145V144H49ZM161 145H163L164 146V144H161ZM171 145H173V144H171ZM178 145V144H177ZM176 145V146H177ZM186 145H184V146H186ZM206 145V144H205ZM208 145V144H207ZM219 145H217V146H219ZM255 145H257V144H255ZM263 145V144H262ZM2 146V145H1ZM0 146V147H1ZM48 146V145H47ZM156 146V145H155ZM163 146H161V147H163ZM174 146V145H173ZM188 146V145H187ZM186 146V151H189V152H187V154L186 155H189L188 153H190V155H191V152H193V151H190V150H188L189 148ZM192 146V145H191ZM213 146H215V145H213ZM35 147V148H34ZM33 148L34 149H36V152L35 153H38V154H36V155H38V158L40 159V161L39 160H36V161H39V162H41V158L43 159V156L42 157H39L40 156V154H44L45 152H44V150H46V147L44 148V146H43V144H37V142H36V146H34ZM57 147V146H56ZM179 147H181L180 145H179ZM198 147H199V145H198ZM204 147V146H203ZM202 147V148H203ZM208 147H209V145H208ZM206 148V152H205V154L207 155H209V153L207 152V149H209V148ZM211 147V146H210ZM260 147H264V146H260ZM2 148V147H1ZM2 148V153H4V149ZM11 147H8V149H10ZM50 148V147H49ZM151 148V147H150ZM154 148V147H153ZM176 148V147H175ZM178 148V147H177ZM183 148V147H182ZM188 148V149H187ZM192 148H194L193 146H192ZM212 148V147H211ZM215 148H217L216 146H215ZM226 148H224L225 149V151H227L226 150ZM230 148V149H229ZM15 149L16 148H14L13 149V151H10V152H14L15 151ZM156 150H158L159 151V149H157V148H155ZM174 149V148H173ZM179 149H181V148H179ZM201 149V148H200ZM204 149V148H203ZM213 149V148H212ZM223 149V150H224ZM12 150V149H11ZM151 150H154V149H151ZM161 150V149H160ZM172 150V149H171ZM175 150V149H174ZM182 150H184V149H182ZM222 150V151H223ZM9 151V150H8ZM17 151V150H16ZM164 151H165V149H164ZM168 151V150H167ZM175 151H177V150H175ZM186 151H184V152H186ZM203 150H201V152H202ZM211 151V150H210ZM259 151V150H258ZM261 151V150H260ZM18 152V151H17ZM166 152V151H165ZM169 152H170V150H169ZM213 152V150L210 152V154H213L212 153ZM262 152V151H261ZM261 152H259V154L261 153ZM263 152H264V149H263ZM48 153V152H47ZM161 153V152H160ZM159 153V154H160ZM164 153V152H163ZM179 153V151L177 152V154ZM180 153H182V152H180ZM219 153H220V149H219ZM10 154V153H9ZM158 154V155H159ZM162 154V153H161ZM215 154H216V151H215ZM217 154H218V152H217ZM221 154V153H220ZM226 154V153H225ZM224 154V155H225ZM251 154V155H250ZM256 154H258V152L256 153ZM151 154H149L148 156H150ZM164 155V154H163ZM162 155V157H163V159H162V161L160 160L159 162H161V164L160 163H156V164H160L159 166H161V167H157V168H155L156 170H151L150 168H149V170H151L152 171V173H151V176H154L155 178H157V180L158 179H160V181H158L157 183L156 182H152L153 183V186L151 187V188H149V189H151L150 191H149V189L147 190V191H149V193L146 195V196H150L151 197V200L153 201H151L152 203H157L158 201V203H161L162 204V208L161 209H163L162 211H161V213H163V218L162 219H159L158 218V221L157 222H155L154 223V225H153V229H155V231H157L156 233H158V235L159 236H161L160 238H162V237H166L165 239H167V237H169V238H174L175 239V242H176V240H178V241H184V240H186V239H188L187 237H189L190 236V238L193 236H195V238H197L196 236L197 235H199L200 233H202L201 231L203 230V227H204V221L206 220V218H205V216L204 217H202V216H199V214L197 213V212H199L200 210L198 209V211H197V209H196V211H194L193 209L191 210L190 208H191V205L189 206L190 208L187 210V209H184V208H182V207H180V206H178V204H180L179 202H183V201H185V200H187L188 198H190L191 196L193 197V196H195L196 197V195L198 196V194L199 193H206L207 192V189H208V192L210 191L209 190V187L211 186L212 187V185H213V180H215L216 178H215V174H217L218 173V175H219V170H220V167H219V170H215L217 173H213V172H215V171H213L211 174L214 176L213 178L214 179H212V175H211V178H210V173H209V178L211 179L210 181H212L211 183H210V181H207L209 178L208 177H205V176H202L203 177V179H202V182L200 183L199 181V185L197 186H195V187H193V186H190V185H183L184 184V182L182 183V185L180 184L179 185V183L178 184H175V182L172 180L173 179V176H175V171L173 170L174 169V165H176L177 164V162H179V164H180V166L178 165V169L180 168V167H182L181 165H184L183 166V169H185L184 167H186V169L185 170H188V169H190V168H188L189 166H187V165H190V163H191V161L189 162V160H192L193 161V159H194V161H195V164L197 163L196 162V160H198L199 159V161H198V165H202V166H204V167H211V165H213V164H211L210 165V163H209V161H208V159H209V157H203L202 159H200L199 158V156H198V159H196L195 160V158L194 157H183V159L182 158H180V157H178V155L179 156H181L180 154H178L177 155V157L175 156V152H174V157H169L170 155H171V153H169V156L167 155V154H165V155H167L168 157H164ZM192 155H194V153L192 154ZM214 155V154H213ZM219 155V154H218ZM228 155V154H227ZM253 155V156H252ZM1 156V155H0ZM3 156V155H2ZM154 156V155H153ZM173 156V155H172ZM195 156L197 157V154H195ZM222 156H223V154H222ZM13 157V156H12ZM215 157H217V156H215ZM214 157V159L213 160H215L216 158ZM14 158V157H13ZM31 158V157H30ZM46 158H47V156H46ZM45 157H44V159H46ZM49 158V157H48ZM50 158H52V157H50ZM54 158V157H53ZM52 158V159H53ZM60 158V157H59ZM70 157H63V159H64V162L65 161H67L66 163H68V159H69ZM79 158H81L80 159V161L76 164V165H69V164H67V165H59V167H61V168H57L56 167V169L55 168H50V167H45L44 166V164L41 162L40 164H39V166L37 165L36 166V164H33L32 163V166H30V170L29 171H26V173H23V174H17V173H21V170H20V172H15L17 175H14V176H16V177H13V176H11V178H9V177H5L4 175H2V176H0V261H2L3 263H8V264H42V263H44V261L45 260H43V255L45 254V252H44V250H42V246L40 247L39 246V244H43L44 242H45V240H44V242L43 243H39V242H37L36 240V242H37V244H29L27 241H25V244H23L22 243V236H21V238H20V235H21V233H23V234H25L26 233V231H25V229H24V227L22 228V226H20V225H18V224H16V219L17 218H20V219H22L23 220V218L22 217H26L27 218V220L29 221V222H31V223H33V224H35V226L37 225V228H38V231H40L41 230V233H39V234H42L43 235V237H46V239H48V241L49 242H53V245H55L56 247H58L57 249H59V250H63V249H67V248H69V247H71L72 246V248L74 247V245L76 244V242H77V238L79 239H81V236H82V238H84L85 236L84 235H86V234H88L90 231H92V230H94V227L96 228V226H95V224H94V220L93 219H91L90 217H93L94 215L93 214H91L92 212H94L95 210L97 211L99 208H100V205L98 206V204H97V202L95 203V202H93L94 201V199H93V201L91 200L92 198L90 197L91 195L88 193V190H89V188H88V190H87V181H88V179H89V176L91 175L90 173V175L88 174V170H90V169H88V163L90 162L91 163V161H89V160H87V158L85 159L84 157L82 158V157H79ZM138 158V157H137ZM149 158V157H148ZM156 158V157H155ZM154 158V159H155ZM180 158V159H179ZM219 158H221V157H218V159ZM6 159V158H5ZM35 159V158H34ZM63 159L61 160L62 162H63ZM78 159V158H77ZM103 159V158H102ZM133 159H136V158H133ZM139 159V158H138ZM143 159V158H142ZM150 159V158H149ZM152 160H154L153 158H151ZM150 159V160H151ZM174 159H176V160H178V161H176L175 160V163L174 162H172ZM212 159V158H211ZM47 160H49V159H47ZM93 160V159H92ZM157 159H155L154 161H156ZM159 160V159H158ZM213 160H210V161H213ZM30 161H32V159L30 160ZM59 161H60V159H59ZM99 161H101V160H99ZM137 161V160H136ZM139 161V160H138ZM194 161H193V163H194ZM216 161H217V159H216ZM215 161V162H216ZM220 161V160H219ZM15 162V161H14ZM54 162V161H53ZM93 162H95L94 160H93ZM96 162H98V161H96ZM135 162V161H134ZM146 162V161H145ZM151 162V161H150ZM153 162V161H152ZM151 162V163H152ZM214 162V163H215ZM27 163L28 162H26L25 164H26V166H27ZM49 163V162H48ZM50 163H52V162H50ZM59 163V162H58ZM74 163V162H73ZM111 164H112V162H110ZM138 163H140V161L138 162ZM143 164H144V161L142 162ZM151 163H150V167H151ZM171 163H174V164H171ZM222 163V162H221ZM12 164V163H11ZM14 164V163H13ZM29 164V163H28ZM91 164H94V163H91ZM137 164V163H136ZM135 164V165H136ZM155 164V165H156ZM218 164H219V162H218ZM17 165V164H16ZM19 165V164H18ZM31 165V164H30ZM51 165V164H50ZM139 165V167H143V165H141L140 166V164H138ZM152 165H154V163L152 164ZM173 165V166H172ZM197 165V164H196ZM12 166H14V165H12ZM11 166V167H12ZM55 166V165H54ZM91 166V165H90ZM144 166H146V165H144ZM191 166H194V164L193 165H191ZM215 165H213V167H214ZM15 167V166H14ZM17 167V166H16ZM22 167V166H21ZM93 167V166H92ZM106 167V166H105ZM147 167H148V165H147ZM196 167V166H195ZM195 167H193V168H195ZM27 168V169H28ZM90 168V167H89ZM109 168V167H108ZM133 168V167H132ZM137 168V167H136ZM176 168H177V166H176ZM197 168V167H196ZM195 168V170L197 171V169ZM201 168V167H200ZM10 169V168H9ZM8 169V170H9ZM15 169V168H14ZM92 169V168H91ZM106 169V168H105ZM111 169V168H110ZM135 169V168H134ZM162 169V170H161ZM182 169V168H181ZM205 169V168H204ZM204 169L202 170V169H198V170H200V172L198 173V174H200V173H205V171H204ZM208 169V168H207ZM212 169H217L216 167H214V168H212ZM224 169V168H223ZM107 170V169H106ZM136 170V169H135ZM142 170H143V168H142ZM141 170V171H142ZM147 170V169H146ZM149 170H147V172L149 171ZM161 170V171H160ZM176 170V169H175ZM209 170V169H208ZM207 170V171H208ZM226 170V169H225ZM230 170H232V172L230 171ZM11 171V170H10ZM13 171V170H12ZM17 171V170H16ZM93 171V170H92ZM92 171H90V172H92ZM137 171V170H136ZM145 171V170H144ZM181 171V170H180ZM184 171V170H183ZM191 171V170H190ZM192 171L195 173L196 171H194V169H192ZM204 171V172H203ZM211 171V170H210ZM221 171V170H220ZM223 171V170H222ZM221 171V172H222ZM143 172V171H142ZM193 172H189L188 171V173L190 174V177H195V178H197L199 175L197 174V176H195L196 175V173L194 174ZM209 172V171H208ZM207 172V173H208ZM6 173V172H5ZM144 173V172H143ZM150 173V172H149ZM182 172H179V174H181ZM207 173H205L206 175H207ZM224 173V172H223ZM226 173V172H225ZM7 174V173H6ZM5 174V175H6ZM182 174H184V172L182 173ZM185 174H186V172H185ZM188 174V175H189ZM201 174V175H202ZM1 175V174H0ZM89 175V176H88ZM141 175V174H140ZM146 175V174H145ZM148 175H150V174H148ZM187 175V174H186ZM186 175H184V177L186 176ZM187 175V176H188ZM204 175V174H203ZM217 175V177H220V175L218 176ZM8 176V175H7ZM150 176V177H151ZM180 176H182V175H180ZM180 176H178V173H177V177L178 178H180ZM222 176V175H221ZM154 177H152L151 179H149V180H154ZM183 176H182V178H184ZM190 177H188V179L190 178ZM106 178V177H105ZM144 177H142V179H143ZM149 178V177H148ZM194 178V179H195ZM90 179H92L91 178V176H90ZM90 179H89V181H90ZM140 179V178H139ZM175 179H177V178H175ZM187 179V178H186ZM187 179V181H189ZM192 179V178H191ZM227 179V178H226ZM144 180H145V178H144ZM157 180H155V181H157ZM180 180H182V179H179V182H180ZM193 180V179H192ZM216 180H218V179H216ZM215 180V184L217 185V181ZM222 180H224L223 179V177H222ZM93 181V180H92ZM138 181V180H137ZM147 181H148V179H147ZM170 181H171V183H170ZM172 181L174 182V184L172 183ZM187 181H185V183L187 182ZM219 181V180H218ZM146 182V181H145ZM190 182V181H189ZM195 182H197V181H195ZM151 183V182H150ZM90 183H88V186H90L89 185ZM103 184V183H102ZM139 184V183H138ZM143 184V183H142ZM148 184V183H147ZM136 185V184H135ZM149 185V184H148ZM152 185V184H151ZM192 185V184H191ZM193 185H195V183L193 184ZM216 185H214L213 187H215ZM95 187V186H94ZM141 187V186H140ZM144 187V186H143ZM146 187H147V185H146ZM211 187H210V189H211ZM93 188V187H92ZM136 188V187H135ZM218 188H219V186H218ZM142 189V188H141ZM147 189V188H146ZM215 189V188H214ZM92 190V189H91ZM134 190V189H133ZM135 190H137V189H135ZM219 190V189H218ZM204 191H206V192H204ZM220 191V190H219ZM91 192V191H90ZM145 192V191H144ZM218 192V191H217ZM221 192V191H220ZM142 194H143V192H141ZM222 193H224V192H222ZM221 193V194H222ZM89 194V195H88ZM138 194V193H137ZM211 194V193H210ZM227 194V193H226ZM92 195H94V194H92ZM211 195H213V194H211ZM132 196V195H131ZM202 196H204V195H202ZM201 195L199 196V198L200 197H202ZM207 196V195H206ZM209 196V195H208ZM207 196V197H208ZM216 196V195H215ZM226 196V195H225ZM140 197H142V196H140ZM150 197H148V198H150ZM232 197V196H231ZM97 198V197H96ZM145 198V197H144ZM147 197L145 198V201H146V199H148ZM203 198V197H202ZM221 198V197H220ZM226 198V197H225ZM227 198H228V196H227ZM140 200H142L141 198H139ZM138 199V200H139ZM193 199H194V197H193ZM198 199V198H197ZM201 199V198H200ZM206 199V198H205ZM217 199V198H216ZM229 199V198H228ZM191 200H192V198H191ZM203 200V199H202ZM220 201H223V200H221V199H219ZM97 201H99V200H97ZM130 201V200H129ZM217 201V200H216ZM151 202H150V205H151ZM225 202V201H224ZM227 202V201H226ZM143 203V202H142ZM135 204V203H134ZM133 204V205H134ZM136 204H137V202H136ZM160 204V205H161ZM188 203H186V205H187ZM212 204V203H211ZM219 204H221L219 201H218V205ZM247 204H251L250 206L248 205L247 206ZM142 205V204H141ZM189 205V204H188ZM194 205V204H193ZM210 205V204H209ZM213 205V204H212ZM223 204H221V206H222ZM230 205V204H229ZM229 205H228V207H229ZM148 206V205H147ZM146 206V207H147ZM155 206V205H154ZM220 206V205H219ZM224 206V205H223ZM97 207H98V209H97ZM131 207H133L134 208V206H132L131 205ZM211 207V206H210ZM215 207V206H214ZM213 207V208H214ZM137 208V207H136ZM139 208H140V206H139ZM193 208H195V207H193ZM198 208V207H197ZM207 208V207H206ZM224 208V207H223ZM135 209V208H134ZM143 209V208H142ZM146 209V208H145ZM201 209H202V207H201ZM216 209H217V207H216ZM230 209V208H229ZM136 210V209H135ZM191 210V211H190ZM206 210V209H205ZM211 210H213V209H211ZM215 210V209H214ZM143 211V210H142ZM141 211V212H142ZM207 211H209L208 209H207ZM132 212V211H131ZM136 212V211H135ZM156 212V211H155ZM203 212V211H202ZM213 212V211H212ZM233 213V217L230 215V213ZM96 213V212H95ZM94 213V214H95ZM98 213V212H97ZM160 213V214H161ZM199 213H201V212H199ZM209 213V212H208ZM244 213V214H245ZM135 214V213H134ZM139 214V213H138ZM142 214V213H141ZM202 214V213H201ZM200 214V215H201ZM213 214V213H212ZM93 215V216H92ZM125 215H126V213H125ZM155 215H156V213H155ZM246 215V214H245ZM244 215V216H245ZM139 216V215H138ZM243 216V215H242ZM122 217V216H121ZM120 217V218H121ZM142 217V216H141ZM222 217V218H223ZM247 217V216H246ZM136 218V217H135ZM208 218V217H207ZM220 218V217H219ZM224 218V219H225ZM226 218V219H227ZM25 219V218H24ZM124 219V218H123ZM140 219V218H139ZM151 219V218H150ZM155 219V218H154ZM210 219V218H209ZM227 219V220H228ZM251 219V218H250ZM19 220V219H18ZM26 220V221H27ZM208 220V219H207ZM215 220V219H214ZM246 220H247V218H246ZM25 221V220H24ZM25 221V222H26ZM122 221V220H121ZM126 221V220H125ZM131 221V220H130ZM129 221V222H130ZM22 222V221H21ZM24 222V223H25ZM23 223L22 225L23 226H29L28 228L27 227H25V228H27V230L28 229H31L30 227H32V225L30 224V223ZM128 222V223H129ZM212 222H214V221H212ZM17 223H20V221L18 222L17 221ZM122 223V222H121ZM126 223V222H125ZM151 223V222H150ZM26 224H30V225H26ZM147 225V224H146ZM208 225H209V223H208ZM207 225V226H208ZM105 227H107V226H105ZM148 227V226H147ZM35 228V227H34ZM37 228H35V230L37 229ZM101 227H99V231L97 230V229H95V230H97L98 231V233L99 232H101V237H102V235L104 236V233H103V231H100L101 229H100ZM40 229V230H39ZM103 229V228H102ZM141 229V228H140ZM147 229V228H146ZM152 229V228H151ZM150 229V230H151ZM152 229V230H153ZM23 230L25 231V232H23ZM33 230V229H32ZM34 230V231H35ZM145 230V229H144ZM147 230H145V232L144 233H148V232H150V231H148V232H146ZM36 233H37V230L35 231ZM105 232H107V231H105ZM232 232H233V230H232ZM94 233H96V232H94ZM93 232H92V234H94ZM98 233H96V234H98ZM103 233V234H102ZM91 234V233H90ZM89 234V235H90ZM91 235V236H93V237H97V235ZM39 236V235H38ZM84 236V237H83ZM98 236L100 237V235L98 234ZM24 237V236H23ZM43 237H41V238H43ZM95 237V238H96ZM192 237V238H193ZM199 237V236H198ZM79 239V240H80ZM173 239V240H174ZM40 240V239H39ZM47 241V240H46ZM47 241V242H48ZM170 241V240H169ZM187 241V240H186ZM47 242H45V243H47ZM48 242V243H49ZM80 242V241H79ZM113 242V241H112ZM27 243V244H26ZM32 243V242H31ZM44 243V244H45ZM76 245H78V244H76ZM112 245H113V243H112ZM112 245L111 244H108V245H106V250H108V251H110V249H112L111 247H112ZM54 247V246H53ZM78 247H79V245H78ZM104 248V247H103ZM46 250H48L49 251V249H47V248H45ZM71 249V248H70ZM67 250H69V249H67ZM105 250V251H106ZM104 251V250H103ZM113 251V250H112ZM47 252V251H46ZM63 252V251H62ZM111 252V251H110ZM110 252H108V253H110ZM50 253H52V251H50ZM112 253V252H111ZM47 254H49V253H46V255ZM107 254V253H106ZM45 255V256H46ZM51 255V254H50ZM48 256V255H47ZM46 260L48 259V257L47 258H45ZM153 262V261H152ZM151 262V263H152ZM66 263V262H65ZM70 264V263H69ZM108 264V263H107Z\"/></svg>", "mask_w": 264, "mask_h": 264}]
</instances>
